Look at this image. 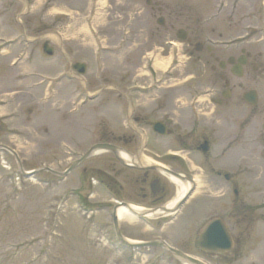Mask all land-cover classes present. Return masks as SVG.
I'll list each match as a JSON object with an SVG mask.
<instances>
[{"label":"rangeland","instance_id":"obj_1","mask_svg":"<svg viewBox=\"0 0 264 264\" xmlns=\"http://www.w3.org/2000/svg\"><path fill=\"white\" fill-rule=\"evenodd\" d=\"M90 1L96 9L91 20H97L94 25L98 41L83 31L89 12L85 0H29L24 3L31 15L23 17L22 14V23H26L27 34L37 38L34 37L31 48L41 49L40 44L47 40L54 48L53 59L37 66L21 64L10 70L3 60L8 62V55L13 56L18 45L1 57L0 66L4 64V67L0 68V144L14 149L19 163L12 153L0 150V264H179L163 249L151 247L138 249L139 253L131 260L127 253L113 249L107 242L108 216L106 210L100 208L108 196L91 181L94 178L91 174L96 170L85 174L83 180L78 178L83 168L107 170L115 166L117 170L118 163L108 157L107 151L94 153L63 177L39 169L50 167L63 171L91 144L111 138L109 132L130 133L122 124L124 104L120 93L136 104L135 114H146L148 121L161 119L169 105L167 97H174V103L179 105L176 117L188 113L186 107L180 106L191 99H197V107L202 106L200 67L196 58L188 56L185 40L177 38L175 33L183 28L194 41L203 32L212 33V28L225 27L230 5L235 0H150L149 3L146 0H101L100 18L99 0ZM249 1L258 7L260 0ZM221 2L225 3V11L211 17ZM22 10L18 1L0 0V15L4 16L0 28L4 33H20L23 25H16L13 15L17 12L18 16ZM65 10L73 13L55 15ZM240 15L239 12L234 14L235 18ZM159 16L163 18L161 24L157 22ZM227 31L225 35L236 33L234 29ZM6 43H0L1 50ZM61 46L64 54L68 52L74 60L84 63L85 71L74 72L77 78L73 79L55 78L59 79L57 85L51 80L49 86L55 89L53 95H45L46 83L30 88L33 79L24 77L21 71L38 70L44 76L56 74L58 61L64 62ZM156 62L161 69L156 67ZM130 86L136 87L129 89ZM254 86L260 90L261 100L251 113L250 123L243 129L241 126L251 110L244 104L237 107L239 177L244 185V201L247 184L254 182V189L264 190V134L261 130L264 73L255 75ZM84 90L86 95L96 92L97 96L71 112L74 92L83 95ZM141 127L152 132L147 121ZM18 164L24 171H39L25 176L19 172ZM116 173L110 172L117 182L124 184L122 173ZM254 176L258 178L253 179ZM76 192L81 199L78 200ZM253 200L255 203L262 200L261 195L256 193ZM263 210H255L252 223L240 213L237 225H252L255 238L252 245L239 250L243 259L238 264H264ZM165 216L147 217L148 222L137 225H127L120 218V231L134 241L166 239L174 243V232L184 230V225L189 224V230L194 233L203 218L190 220L180 214L163 223L169 218L168 214ZM258 230L263 231L259 237Z\"/></svg>","mask_w":264,"mask_h":264},{"label":"flooded vegetation","instance_id":"obj_2","mask_svg":"<svg viewBox=\"0 0 264 264\" xmlns=\"http://www.w3.org/2000/svg\"><path fill=\"white\" fill-rule=\"evenodd\" d=\"M254 3L248 0L233 1L230 5V18L236 12L241 13L239 17L225 27L212 28V33L203 32L197 40L186 38L187 54L196 58L201 70L200 95L204 102L197 107V99H194L193 105L180 106L186 107L188 113L179 115L178 118L175 113L176 108H179L174 103L176 99L167 97L169 105L164 109L161 119L154 120L164 124L165 133L153 130L150 133L143 129L141 126L146 121L151 125L154 121H148L146 114H135L136 104L120 93L126 113L128 105H131L127 118L132 124L127 119L123 123L130 133L115 134L112 131L108 133L111 138H102L100 142L115 144L117 149L130 155L134 164H122L110 152L108 157L118 163L117 170H114L115 166L107 170L99 167L82 170L83 174H91L96 170L93 175L108 196L104 203L108 216L106 223L110 222L109 218L112 221V213L117 207L115 198L127 210L128 217H123L127 225L145 223L143 215L138 212L140 208L164 209L169 203L176 205L179 200L173 218L180 213L187 215L190 220L203 216L194 233L189 230V224L184 225V230L173 233L175 240L172 241V246L186 255L202 262L237 264L240 248L254 243L253 226L237 225L240 213L252 223L255 210L264 209V190L254 189V182L247 184L248 200L246 198L244 201V185L239 177L237 107L244 104L251 110L241 126L243 129L250 123L251 113L261 100L260 90L254 86L255 75L264 73V0L259 1L258 7ZM254 14L257 15V24ZM232 27L236 33L225 35L224 32ZM252 96L255 101L249 104L247 99ZM140 130L145 133L144 143H141ZM152 164L178 174L181 177L178 179L180 183L187 185L185 191L179 194V183ZM111 171L117 172L116 175L122 173L124 184L117 182L111 176ZM256 193L262 198L257 203L253 200ZM262 215L264 216V210ZM173 218H166L163 223L172 221ZM211 218L224 221L231 238L228 251H201L195 245L203 225ZM259 233L263 231H256L257 237ZM211 238H207V243L212 245L214 241ZM217 238L222 242L221 236L217 235Z\"/></svg>","mask_w":264,"mask_h":264},{"label":"bare ground","instance_id":"obj_3","mask_svg":"<svg viewBox=\"0 0 264 264\" xmlns=\"http://www.w3.org/2000/svg\"><path fill=\"white\" fill-rule=\"evenodd\" d=\"M155 65H156L157 68L161 67L160 64H158L157 62H156ZM122 158H126V157L122 156ZM184 189H185V187L181 185L180 193H182ZM169 207H171V204H168L166 206V208H164L162 210L160 209V210H157V211H154V212H150L147 215L150 216V217H156V216H158L161 213L167 212L169 210ZM117 216H118V218L128 217L127 210L124 207H120L119 209H117Z\"/></svg>","mask_w":264,"mask_h":264},{"label":"water","instance_id":"obj_4","mask_svg":"<svg viewBox=\"0 0 264 264\" xmlns=\"http://www.w3.org/2000/svg\"><path fill=\"white\" fill-rule=\"evenodd\" d=\"M45 50L48 51V52H50V49H45ZM78 70H79V71H83V67H82V66L78 67ZM99 146H101V145H99ZM215 225H216V224H215L214 221L208 223L207 226L205 227V232H204V234H208V233H210V232L214 229Z\"/></svg>","mask_w":264,"mask_h":264}]
</instances>
